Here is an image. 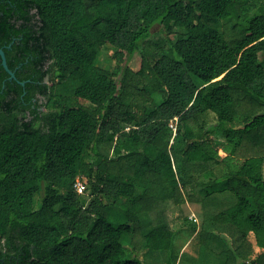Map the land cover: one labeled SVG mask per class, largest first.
Returning <instances> with one entry per match:
<instances>
[{"label":"trees","instance_id":"16d2710c","mask_svg":"<svg viewBox=\"0 0 264 264\" xmlns=\"http://www.w3.org/2000/svg\"><path fill=\"white\" fill-rule=\"evenodd\" d=\"M0 49V264H264V0H0Z\"/></svg>","mask_w":264,"mask_h":264},{"label":"rangeland","instance_id":"374dc122","mask_svg":"<svg viewBox=\"0 0 264 264\" xmlns=\"http://www.w3.org/2000/svg\"><path fill=\"white\" fill-rule=\"evenodd\" d=\"M158 30H159V28H157V29H155L153 31V38L155 40H157V41L162 42L163 41V35L159 34ZM111 56H112V48L110 46H107V47L104 48V51H103V53H102V55L100 57V62H101L100 64L103 67L109 69L110 71L114 70V68L116 66V64L112 60ZM263 65H264V61H263ZM129 66L132 69H134L135 71L139 69V67H140V58H139L138 55H136L129 62ZM89 195H90V191H88V193H86L84 196H85V198L88 199ZM173 212L174 213H171L170 215L168 214L170 221H172V219L176 220V218L179 215V213H178V211L176 209H174ZM173 227H174L173 229L175 231H178L179 227H181V226H177L176 227V226L173 225ZM183 227H185V226L181 227L182 228V232L175 234L172 250H170V251L167 250L165 255L169 256V255H171V253H175V254L180 253L179 260H180L181 264H197V263H194V261H195L194 259L197 258L196 249L193 246H190V243H191L192 240H190V242L187 244V246H185L182 249V247L185 245V243L187 242V240L189 239V237L191 235L190 232H188L187 230L183 231ZM140 256L143 257L147 261V264H164V263H161V262H158V261L155 262V260L153 259L154 257L152 255H150L149 253H145V254H142Z\"/></svg>","mask_w":264,"mask_h":264},{"label":"water","instance_id":"95a60500","mask_svg":"<svg viewBox=\"0 0 264 264\" xmlns=\"http://www.w3.org/2000/svg\"><path fill=\"white\" fill-rule=\"evenodd\" d=\"M0 57L2 59V65L3 67L5 68V70L7 71V73L9 74L10 76V80H16V76H15V73L12 72L9 67H8V64H7V59H6V55L4 53L3 50L0 49ZM22 86H25V83H21Z\"/></svg>","mask_w":264,"mask_h":264},{"label":"built area","instance_id":"2783aa9c","mask_svg":"<svg viewBox=\"0 0 264 264\" xmlns=\"http://www.w3.org/2000/svg\"><path fill=\"white\" fill-rule=\"evenodd\" d=\"M75 190L79 195H83L86 191V186L84 182L81 181L80 179H77V181L75 182Z\"/></svg>","mask_w":264,"mask_h":264}]
</instances>
